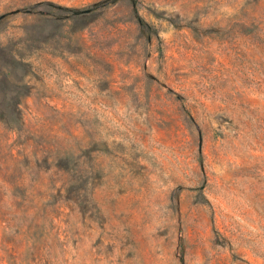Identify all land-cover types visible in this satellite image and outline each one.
Here are the masks:
<instances>
[{"label":"rangeland","instance_id":"rangeland-1","mask_svg":"<svg viewBox=\"0 0 264 264\" xmlns=\"http://www.w3.org/2000/svg\"><path fill=\"white\" fill-rule=\"evenodd\" d=\"M0 264H264V0H0Z\"/></svg>","mask_w":264,"mask_h":264}]
</instances>
